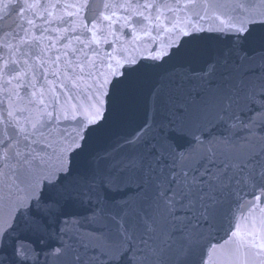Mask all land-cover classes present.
<instances>
[{
    "label": "water",
    "instance_id": "water-1",
    "mask_svg": "<svg viewBox=\"0 0 264 264\" xmlns=\"http://www.w3.org/2000/svg\"><path fill=\"white\" fill-rule=\"evenodd\" d=\"M0 264H264V7L0 0Z\"/></svg>",
    "mask_w": 264,
    "mask_h": 264
},
{
    "label": "snow or ice",
    "instance_id": "snow-or-ice-1",
    "mask_svg": "<svg viewBox=\"0 0 264 264\" xmlns=\"http://www.w3.org/2000/svg\"><path fill=\"white\" fill-rule=\"evenodd\" d=\"M236 3H238L240 7H245L248 4H252L254 7H264V0H236ZM135 162L140 163L138 160ZM129 163H132V161H129ZM12 227H15V219H13ZM57 252L59 253V249H57Z\"/></svg>",
    "mask_w": 264,
    "mask_h": 264
}]
</instances>
